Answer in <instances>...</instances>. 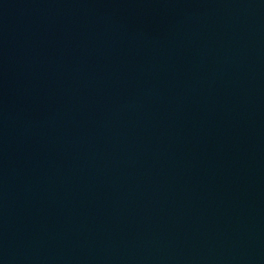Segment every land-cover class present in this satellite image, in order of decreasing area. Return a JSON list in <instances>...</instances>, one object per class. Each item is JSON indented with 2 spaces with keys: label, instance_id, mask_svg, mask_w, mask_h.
Wrapping results in <instances>:
<instances>
[{
  "label": "water",
  "instance_id": "1",
  "mask_svg": "<svg viewBox=\"0 0 264 264\" xmlns=\"http://www.w3.org/2000/svg\"><path fill=\"white\" fill-rule=\"evenodd\" d=\"M210 264H264V213Z\"/></svg>",
  "mask_w": 264,
  "mask_h": 264
}]
</instances>
